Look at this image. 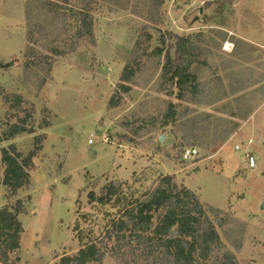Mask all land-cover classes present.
Here are the masks:
<instances>
[{
  "label": "rangeland",
  "instance_id": "rangeland-1",
  "mask_svg": "<svg viewBox=\"0 0 264 264\" xmlns=\"http://www.w3.org/2000/svg\"><path fill=\"white\" fill-rule=\"evenodd\" d=\"M40 1L0 0V139L17 119H26L32 131L0 143V148L14 143L27 155L42 137L30 185L14 198L0 186V208L16 199L25 203L18 217L24 230L20 250L12 257L19 259L16 264H57L62 256L76 255L82 244L78 228L83 243L97 238L104 211L116 210L90 205L88 193L99 195L103 186L119 181L138 196L165 175L191 190L205 209L221 211L208 215L239 264H264V139L252 142L246 133L235 137L233 145L226 144L237 125L233 119L245 120L253 100L248 102V91L242 100L229 98L237 82L224 77L231 72H223L228 66L245 70L244 63L242 68L229 63L225 54L231 44L236 46L234 56L248 57L256 77L264 78V50L244 51L239 46L244 37L264 47V0H163L157 12L159 0L100 1L93 9L94 45L83 43L75 53L56 58L49 76L39 70L27 73L23 66L28 30L37 40L36 52L44 53L64 24L41 13ZM54 1L79 5L82 0ZM155 14L159 24L149 22ZM148 25L151 40L142 46L147 55L169 48L173 58L169 34L195 43L191 72L199 93L193 98L188 94L184 101L177 100L178 91L160 78L163 56H143L131 83L120 80ZM164 33L166 47L159 42ZM252 78L247 75L241 86L257 85ZM121 85L130 90L123 92ZM11 95L22 97V112L13 109ZM5 96H10L8 103ZM168 103L175 105L172 120L167 117ZM238 144L246 145L257 159L255 169L246 168V158L234 150ZM184 148H194L197 155L182 160ZM86 214L97 225L92 218L83 222ZM101 264L118 263L106 257Z\"/></svg>",
  "mask_w": 264,
  "mask_h": 264
},
{
  "label": "trees",
  "instance_id": "trees-1",
  "mask_svg": "<svg viewBox=\"0 0 264 264\" xmlns=\"http://www.w3.org/2000/svg\"><path fill=\"white\" fill-rule=\"evenodd\" d=\"M100 1L105 0H82L79 5H65L68 1H40L38 9L41 13L58 17L64 24L44 47V53L36 52L34 45L37 40L32 31L28 30L26 40L30 45L24 53L25 71L31 73L39 70L49 76L56 58L75 53L83 43L93 46V9ZM162 2H157L155 12ZM149 22L159 24L160 20L155 14V18ZM148 28L149 25L137 38L133 51L135 56L124 66L120 80L125 84L131 83L141 69L143 56H163L160 78L172 91H178L177 100L184 101L188 94L193 98L199 93L196 77L191 72L196 62L195 43L189 37L169 34L174 42L171 47L175 55L173 58L169 48L165 51L163 48L154 49L147 55V47L142 46L151 40ZM159 42L166 47L165 33L160 36ZM139 51L140 55H136ZM121 88L123 92L130 90L126 85H121ZM11 98L15 101L13 109L22 112V97L11 95ZM9 99L10 96L4 97L7 103ZM112 100L110 104L114 107L116 103H112ZM174 106L168 103L167 117L171 120ZM26 133H32L26 128V119H17L4 130L0 143L9 142ZM41 139L36 138L39 144L27 155L20 152L14 143L0 148V186L5 188L10 198L16 197L20 190L30 185L33 158L40 150ZM126 185L112 181L101 188L99 195L93 192L87 194L90 205L111 207L116 211L114 214L104 211L102 219L105 222L95 239L83 243V230L78 228L79 242L82 244L77 254L62 256L57 264H101L106 257L118 264H239L235 255L221 242L208 215L211 213L216 216L221 211L205 209L191 190L175 184L170 175L160 176L152 190L138 196L129 193ZM24 212L25 203L21 199L0 208V264H16L19 261L12 257L20 250L24 230L18 217ZM90 218L92 216L88 214L81 217L83 222H89ZM91 222L95 224L93 218Z\"/></svg>",
  "mask_w": 264,
  "mask_h": 264
},
{
  "label": "crops",
  "instance_id": "crops-1",
  "mask_svg": "<svg viewBox=\"0 0 264 264\" xmlns=\"http://www.w3.org/2000/svg\"><path fill=\"white\" fill-rule=\"evenodd\" d=\"M242 44L239 45L241 47V49H243L244 51L247 50H251L254 49V51H258L259 50H264V47L259 45L258 43H255L254 41H248L247 38H242ZM233 46V47H232ZM232 48V50L230 51V49ZM236 49L235 45H231L229 44V50L226 51L227 54L226 57L231 59L229 60V63L231 62V66H238V68H242L240 65L244 63L245 66V70H240L238 69L237 71L235 69H231L230 66H228L227 71H223V72H231V73H225L224 77L227 79L232 80L233 83L237 82V84H233L235 86V89L233 90L234 94H229L228 97H232V98H237L238 100H242V97L245 96L246 92H251L250 94L246 95V98L248 99V102H250L253 100V103L251 105V109L250 112L247 114L245 120H242V118H238L235 119L234 122L237 123L236 126H234L233 124V130L231 132L228 133L225 141L226 144L228 145H233V139L235 137H239L241 135H244L246 133H249V138H252V142L254 141L255 138H261L264 139V96L262 98V94H261V89H262V81H264V78H260L258 75V77H256L255 72L252 71V67H249V65L247 63L250 59L248 57L242 58V55L238 54L237 56H234V50ZM256 60V59H254ZM230 65V64H229ZM256 65V64H254ZM259 74H261L259 71L257 72ZM224 74V73H223ZM243 74V76H242ZM237 75V76H234ZM247 75H253L254 78H252V82H256L258 83L253 84V86L249 87L248 89H245L243 86H241L242 81H246V76ZM251 79V78H250ZM261 84V85H259ZM237 92V93H236ZM256 100V102H255ZM232 119V118H230ZM241 119V120H240ZM251 142V144H252ZM250 143V142H248ZM246 143V145L248 144ZM225 144V145H226ZM241 146L240 144L235 145L234 146V150L238 153H241L242 156H244L245 158V151L250 152V150L248 148H246L247 146ZM250 147V146H249ZM237 148V149H236ZM251 153V152H250ZM246 163V162H245ZM247 168V165H246ZM248 169V168H247Z\"/></svg>",
  "mask_w": 264,
  "mask_h": 264
},
{
  "label": "built area",
  "instance_id": "built-area-1",
  "mask_svg": "<svg viewBox=\"0 0 264 264\" xmlns=\"http://www.w3.org/2000/svg\"><path fill=\"white\" fill-rule=\"evenodd\" d=\"M92 144V141H90ZM237 149V148H236ZM197 155V151L193 148H184L182 151V160H189ZM246 165L249 170L255 169L257 159L248 151H245Z\"/></svg>",
  "mask_w": 264,
  "mask_h": 264
},
{
  "label": "water",
  "instance_id": "water-1",
  "mask_svg": "<svg viewBox=\"0 0 264 264\" xmlns=\"http://www.w3.org/2000/svg\"><path fill=\"white\" fill-rule=\"evenodd\" d=\"M12 65V63H10ZM159 141H163V137H160ZM262 207H264V203L262 204Z\"/></svg>",
  "mask_w": 264,
  "mask_h": 264
}]
</instances>
